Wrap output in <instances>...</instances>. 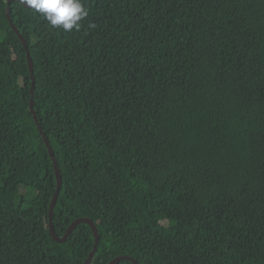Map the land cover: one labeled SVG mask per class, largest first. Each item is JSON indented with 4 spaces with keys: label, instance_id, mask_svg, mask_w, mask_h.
Returning a JSON list of instances; mask_svg holds the SVG:
<instances>
[{
    "label": "trees",
    "instance_id": "16d2710c",
    "mask_svg": "<svg viewBox=\"0 0 264 264\" xmlns=\"http://www.w3.org/2000/svg\"><path fill=\"white\" fill-rule=\"evenodd\" d=\"M84 3L78 32L10 3L32 80L0 0V264H83L95 241L50 233L32 99L53 229L91 219L90 264H264V0Z\"/></svg>",
    "mask_w": 264,
    "mask_h": 264
},
{
    "label": "water",
    "instance_id": "95a60500",
    "mask_svg": "<svg viewBox=\"0 0 264 264\" xmlns=\"http://www.w3.org/2000/svg\"><path fill=\"white\" fill-rule=\"evenodd\" d=\"M12 1H18L22 5H24V4L22 3V0H7L6 17H7V20L9 22L11 28L13 29L15 34L18 36L20 42L22 43L24 49L26 50V59H27L28 68H29V71H30V74H31V79L34 80V62H33L32 58H31L30 52L28 51V44H27L25 38L23 37V35L19 32V30L13 24V21H12L11 16H10V8H9V6H10V3ZM24 6L26 8H28L26 5H24ZM33 87H34V83H33ZM30 112H31V114L34 117V120H35L36 125H37V129H38L40 135L42 136V138L44 140V143H45V145L47 147L50 159H51V161L53 163V166H54L55 178H56V183H57L56 190H55V193L53 195V198H52V201H51V204H50L49 215H48L50 233H51L53 239L56 242L63 243L73 233V231L75 230V228L79 224H87L91 228V231L93 232L95 241H94V246H93L92 251L89 253L86 261L83 264H90L94 254H95V252L97 250V245H98V242L100 240L98 230H97L94 222L91 219H89V218H78V219L74 220L70 224V226L66 230V233L62 237H59L55 233V231L53 229V224H52L53 213H54V208H55V204H56V201H57V197H58V194H59L61 186H62V176H61L60 170L58 168V164H57V161H56V157H55L54 151H53L52 147L50 146V143H49V140H48L46 134L43 132V130H42V128H41V126H40V124L38 122V118L36 116V113H35V110H34V107H33V99L31 100V104H30ZM122 260H130L133 264H138L136 260H134V259H132L131 257H128V256L116 257L113 260H111L108 264H118Z\"/></svg>",
    "mask_w": 264,
    "mask_h": 264
},
{
    "label": "clouds",
    "instance_id": "9594fccd",
    "mask_svg": "<svg viewBox=\"0 0 264 264\" xmlns=\"http://www.w3.org/2000/svg\"><path fill=\"white\" fill-rule=\"evenodd\" d=\"M22 3L48 25L65 32L81 31V22L89 16L84 0H22ZM88 27L95 25L90 23Z\"/></svg>",
    "mask_w": 264,
    "mask_h": 264
},
{
    "label": "rangeland",
    "instance_id": "374dc122",
    "mask_svg": "<svg viewBox=\"0 0 264 264\" xmlns=\"http://www.w3.org/2000/svg\"><path fill=\"white\" fill-rule=\"evenodd\" d=\"M36 61H38V60L36 59Z\"/></svg>",
    "mask_w": 264,
    "mask_h": 264
}]
</instances>
